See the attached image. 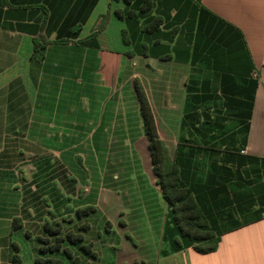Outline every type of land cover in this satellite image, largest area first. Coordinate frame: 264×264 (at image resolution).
Segmentation results:
<instances>
[{
	"label": "crops",
	"instance_id": "crops-1",
	"mask_svg": "<svg viewBox=\"0 0 264 264\" xmlns=\"http://www.w3.org/2000/svg\"><path fill=\"white\" fill-rule=\"evenodd\" d=\"M138 4L0 0V264L12 246L23 264L42 256L44 204L29 183L49 178L53 160L60 237L75 233L65 218L93 210L80 264H264V0H151L141 14ZM134 80L165 169L217 239L211 252L172 221Z\"/></svg>",
	"mask_w": 264,
	"mask_h": 264
},
{
	"label": "trees",
	"instance_id": "trees-1",
	"mask_svg": "<svg viewBox=\"0 0 264 264\" xmlns=\"http://www.w3.org/2000/svg\"><path fill=\"white\" fill-rule=\"evenodd\" d=\"M112 1H120L124 5L137 4V0H112ZM151 9V0H139V4L137 9L138 13H146ZM134 9L129 8V11L126 12V17L134 16ZM116 17L122 18L123 11L117 10L114 12ZM106 18L102 17V21L98 25V30L102 28L105 23ZM160 18H153L146 26L144 27L145 31H152L156 29L161 24ZM34 44L32 50V58H40L42 56V52L44 50V44ZM134 91L138 103L139 114L142 121V126L144 130V134L148 141V150L151 157L152 169L154 174L157 177V182L161 188L162 195L164 199L168 202L171 207L172 221L176 225L178 231L192 239L197 243L194 249L199 253H207L211 252L215 249L217 239L213 237L210 232H207L204 229L202 218L199 210L192 202L190 198H184L181 191H179L176 187V173L175 170H167L163 165V157H164V147L162 142L159 140L154 119L148 104V100L144 93V90L140 83L137 80H134ZM85 211H93L90 208H86L82 211L78 210L76 215L80 213H85ZM44 231V224H43ZM86 229V227H85ZM40 243V247L38 252L41 257L34 260L33 264H60L59 261L50 258H44V254L53 251H60L61 244L64 241H68L70 244H76L82 242V236L80 234L66 233L63 237H57L54 239L52 244L47 245V241L44 243V238H37ZM47 245L44 247V245ZM81 248L84 249L85 253H89L88 245H80ZM17 249L15 246H12V253L10 256L11 264H23L16 253ZM63 252L66 253L68 258H71V255L68 250L63 249ZM72 264H80L77 258L72 259Z\"/></svg>",
	"mask_w": 264,
	"mask_h": 264
},
{
	"label": "rangeland",
	"instance_id": "rangeland-1",
	"mask_svg": "<svg viewBox=\"0 0 264 264\" xmlns=\"http://www.w3.org/2000/svg\"><path fill=\"white\" fill-rule=\"evenodd\" d=\"M54 162L51 163L53 164L54 170L52 173H50L49 178H46L47 176L44 175L43 176H39L37 177V175H34L31 177L32 181L29 184H32V190H33V199L32 201L35 203V201H43L44 204V243L45 241H47V245L52 244L54 242V239L59 237V233L63 227V219L58 217L57 214V206H56V197L58 194V188H57V183L61 180L60 178L57 179L56 177V161L53 160ZM44 162V161H43ZM36 162L33 161V167L35 169V164ZM76 166H79V164L77 162H75ZM81 170L84 172V170L87 172L88 175H90L88 169L89 167L87 166V164L84 163V161H82L81 163ZM84 169V170H83ZM61 174V173H60ZM65 178L66 180L68 178H70L71 176V172H69V170H66L65 173ZM51 180V182H50ZM50 182L49 184H47V182ZM27 184V185H29ZM60 184V182H59ZM48 185V186H46ZM61 185H63V183H61ZM61 192V193H60ZM63 194V192L60 190L58 195ZM29 194H27V198H29ZM36 197V198H35ZM65 202L70 204L69 206L71 207L73 204V198L72 195H66L65 196ZM40 201V202H41ZM67 204V205H68ZM85 208L79 209L80 211L84 210ZM78 211V210H77ZM76 211V212H77ZM35 213V212H34ZM90 212L89 211H85V213H80L78 215H76L74 217V219L72 220L71 223L67 222V219L65 218L64 220L66 221L65 226H69L71 229L75 228V233L72 232L73 234H79V233H83L84 229H85V222L87 219V217L89 218ZM91 223L94 224L95 220H96V216H92L91 217ZM82 220V222H80L79 224L77 223V225L74 226L75 222H77L78 220ZM96 226V224H95ZM103 232V229H102ZM68 233V232H67ZM71 233V232H70ZM66 233L63 234V236H65ZM63 244H61V250L59 251L60 253H57V251H53V252H46L47 255H49L51 258L50 259H55L57 261L60 262V264H72V259L74 258L73 254L78 255L77 253H80L79 255L82 257L83 253H85L84 249L80 247V245H84L83 242L80 243H76V244H70L68 243V241H64ZM46 244L44 245L47 246ZM69 251L71 258H68L66 253L63 252V249H65ZM53 257V258H52ZM77 258V257H75ZM78 259V258H77ZM79 260V259H78Z\"/></svg>",
	"mask_w": 264,
	"mask_h": 264
}]
</instances>
